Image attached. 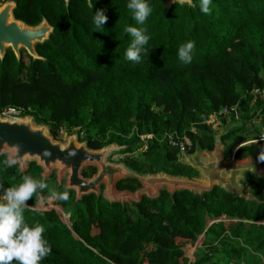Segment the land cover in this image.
<instances>
[{
    "label": "trees",
    "instance_id": "1",
    "mask_svg": "<svg viewBox=\"0 0 264 264\" xmlns=\"http://www.w3.org/2000/svg\"><path fill=\"white\" fill-rule=\"evenodd\" d=\"M12 1L15 19L34 26L45 18L53 32L36 46L44 60L29 57L24 63L8 52L0 61V112L21 108L36 123L49 125L55 138L64 128L67 134L77 131L91 149L115 142L125 146L120 162L138 174L163 171L192 178L197 173L178 162L166 134L187 136V154L211 151L214 132L205 124L210 114L237 105L242 119L255 112L264 116V100L248 94L253 87L264 88V0H212L207 15L199 11L200 0L170 9L163 0H148L152 12L139 25L126 7L128 0H94L91 9L87 0H69L67 7L63 0ZM97 9L107 17L101 29L92 23ZM126 25L149 36V54H141L139 63L125 59L132 39ZM189 40L194 48L185 64L177 51ZM234 131L226 130L221 141L235 144ZM258 154H264V143L239 148L235 158L252 157L264 167ZM5 159L0 156V162ZM40 171L30 163L19 174L16 165L0 163V191L25 175L41 179ZM94 171L90 167L82 174ZM244 179L258 202L215 186L202 197L188 191H177L172 199L167 191L155 200L143 196L131 209L93 194L75 201L53 174L45 180L48 189L25 202L24 218L45 228L42 235L51 251L40 264H264V178L246 172ZM139 186L135 178L116 184L119 190ZM50 188L68 193L67 200L52 205L67 215L69 225L53 208H30L39 198H50ZM202 234L190 261L183 247L196 244Z\"/></svg>",
    "mask_w": 264,
    "mask_h": 264
},
{
    "label": "water",
    "instance_id": "2",
    "mask_svg": "<svg viewBox=\"0 0 264 264\" xmlns=\"http://www.w3.org/2000/svg\"><path fill=\"white\" fill-rule=\"evenodd\" d=\"M63 1L67 7L69 0ZM163 3L166 9H170L175 3L192 6V0H163ZM15 8L16 2L12 0H5L0 4V61L4 59L7 49L12 51L17 61L21 50L26 51L33 61L44 60L37 53L36 46L49 39L53 27L45 18L38 24L29 26L14 18ZM225 133L226 131L220 133L218 137L214 134L215 143L211 151L196 150L194 153H199L193 158H189L192 154L179 155L178 162L190 166L197 173L192 178L171 176L163 171L138 174L123 162L108 160L112 152L123 150V145L112 142L99 149H91L86 140H79L77 131L66 133L59 140L51 134L49 125L36 123L32 115L4 116L0 113V156L15 159L16 163L11 166L16 165L19 174L25 172L30 163L41 169L40 176L44 181L54 174L57 185H63L66 190L72 191L75 201L93 194L102 197L109 204L128 205L135 209L134 204L140 203L143 196L148 200H155L162 191H167L172 199L175 192L188 191L194 196L202 197L217 186L228 194L258 202L249 192L244 174L250 172L264 178V167L252 157L236 159L235 154L243 146L264 143V139L235 143L229 157L225 158L221 144V137ZM45 151L49 155H43ZM200 153L205 155L201 156ZM85 167L94 168L91 176L82 174ZM129 178L137 179L140 186L135 190L117 189L118 181ZM203 239L204 234L200 236L198 243L201 244ZM195 246L197 248L198 245Z\"/></svg>",
    "mask_w": 264,
    "mask_h": 264
},
{
    "label": "clouds",
    "instance_id": "3",
    "mask_svg": "<svg viewBox=\"0 0 264 264\" xmlns=\"http://www.w3.org/2000/svg\"><path fill=\"white\" fill-rule=\"evenodd\" d=\"M94 0H88L89 9ZM212 0H200L199 11L205 15L210 12ZM131 10L132 18L136 23L143 24L152 12L148 0H128L126 5ZM107 20L103 10L97 9L92 15V23L96 29L103 28ZM124 31L132 37L125 51V59L135 63L141 61V54H149L150 49L145 45L149 40L143 28L125 26ZM194 42L189 40L178 48V59L182 63H190ZM18 150V149H17ZM43 155L49 153L45 151ZM257 159L264 161V154H258ZM5 167L16 163L15 159L8 158L0 162ZM48 189V184L43 179H35L29 175L22 177L21 182L0 191V264H40L51 251V246L42 235L45 228L40 223L28 225L25 223L24 210L29 207L26 201L33 198L37 190ZM50 199L67 200V192H56L49 189Z\"/></svg>",
    "mask_w": 264,
    "mask_h": 264
},
{
    "label": "rangeland",
    "instance_id": "4",
    "mask_svg": "<svg viewBox=\"0 0 264 264\" xmlns=\"http://www.w3.org/2000/svg\"><path fill=\"white\" fill-rule=\"evenodd\" d=\"M24 59V63L28 62V57L25 55L23 56ZM254 108L248 109L247 113L248 115H250L253 112ZM254 115H256V112L254 113ZM226 120H224L225 122H221L217 127L213 128L210 125V128L213 130L214 134L218 135L220 133H224L226 130H235L234 132H236V135L238 136V139L240 138V140L237 139L236 143L241 141L242 138H251L254 136V134L256 132H262L264 125L262 124V122H264V116H256V117H252L250 119L247 118H243L242 116L239 114V117L235 118V116L233 115L232 119H229L228 116L225 118ZM194 130V129H193ZM60 133H62V135H60L57 139H62L63 135L66 133V130L64 128L61 129ZM222 146L224 149V153H225V158L229 157V154L232 151L233 148V142L227 141V138H224L222 141ZM221 147V145H220ZM199 152H196L192 155H189V158H193L194 156H196ZM180 155V154H179ZM186 155H188L186 153ZM201 156H204L205 153H200ZM181 156V155H180ZM126 157L124 154H121L120 152H112L110 154V156L108 157V160L113 161H122V159ZM86 168H90V167H85ZM62 183H64V180H61ZM241 183V181L239 182V184ZM51 189V188H50ZM47 200L51 201L50 198H48ZM42 206L39 204L35 207L30 206V208H35V209H39V210H50V207L44 208V209H40ZM57 212V211H56ZM32 213L29 212L28 215L30 216ZM61 220L63 223H66L67 225H69L68 219H64L61 217ZM95 233V231L93 232ZM196 244L198 246H200V243L196 242ZM190 245V244H186L183 247V250L185 252V256L188 257L190 259V261H193V255H194V251H195V245ZM197 246V247H198Z\"/></svg>",
    "mask_w": 264,
    "mask_h": 264
},
{
    "label": "built area",
    "instance_id": "5",
    "mask_svg": "<svg viewBox=\"0 0 264 264\" xmlns=\"http://www.w3.org/2000/svg\"><path fill=\"white\" fill-rule=\"evenodd\" d=\"M248 94H250L255 99L261 98L262 100H264V88L253 87L252 89H250ZM0 113L4 116L25 115V114H23V110L21 108H17V107L6 108L5 110H3ZM232 114L235 116V118L239 117L237 105L225 106L222 109L218 110L217 112L210 114L208 116L207 120L205 121V124L209 127L211 125L213 128H215L221 123V119L226 118L227 116H231ZM258 115H259V113L257 112L255 117ZM262 124L264 125V122ZM192 132H194L193 129H192ZM60 135H62V133H60ZM141 138L143 139L145 137L142 136ZM259 138L264 139V128H263V131L261 132ZM166 139H167L168 145L173 149L175 148L180 155L186 154L188 152V150H190L191 143H190L189 139L187 138V136H185V135L184 136H178L175 133H169V134H166ZM145 149H146V145L142 147L141 151L144 152ZM52 202H53L52 199H51V201H49V200L43 201L42 199L39 198L37 205L40 204L42 206L40 209H44L47 207H50V209L53 208L57 211V213L60 215V217L67 219V215L62 212L60 207L53 206Z\"/></svg>",
    "mask_w": 264,
    "mask_h": 264
},
{
    "label": "flooded vegetation",
    "instance_id": "6",
    "mask_svg": "<svg viewBox=\"0 0 264 264\" xmlns=\"http://www.w3.org/2000/svg\"><path fill=\"white\" fill-rule=\"evenodd\" d=\"M4 1H5V0H1V3H0V4H2ZM8 52H10L11 54H13L12 51H11L10 49H7L6 52H5V55H6ZM5 55H4V57H5ZM13 55H14V54H13ZM25 55L29 58V56L27 55L26 51L21 50V51H20V59H21V58L23 59V56H25ZM14 57H15V56H14ZM20 59H19V60H20ZM28 60H29V59H28ZM23 61H24V59H23Z\"/></svg>",
    "mask_w": 264,
    "mask_h": 264
}]
</instances>
